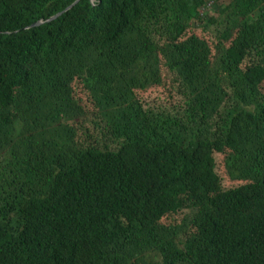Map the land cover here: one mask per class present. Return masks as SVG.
<instances>
[{"label":"trees","instance_id":"trees-1","mask_svg":"<svg viewBox=\"0 0 264 264\" xmlns=\"http://www.w3.org/2000/svg\"><path fill=\"white\" fill-rule=\"evenodd\" d=\"M73 1L0 0V264H264V0Z\"/></svg>","mask_w":264,"mask_h":264},{"label":"rangeland","instance_id":"rangeland-1","mask_svg":"<svg viewBox=\"0 0 264 264\" xmlns=\"http://www.w3.org/2000/svg\"><path fill=\"white\" fill-rule=\"evenodd\" d=\"M197 26L201 25V22H198L196 24ZM199 28V27H198ZM196 33L198 34V37L205 41L207 46L210 47V49H213L214 47V42L211 40L210 36L208 33H203L200 32L199 30L196 31ZM162 75H166V72L164 70V68H162ZM72 80V87L73 90H70V95H71V99L73 104L76 106L78 112H80L81 116L84 114H86L88 112V101L86 99L85 93L82 90V86L81 83L79 82V80ZM168 94V87H165L164 84L160 85V86H152L150 85L149 87H147L145 90H139L138 91V95L144 99H153L156 97H164ZM77 99L79 101H77ZM152 101H156V100H152ZM158 101V100H157ZM82 116V117H83ZM216 160H217V170L219 172V175L222 178L223 184L226 188H232L235 186H238L240 184H243V181L237 180L235 178H232L228 172V168L226 166V156L225 154H216ZM172 218L168 217L166 219L163 220L162 225L165 227L167 225H169L172 222Z\"/></svg>","mask_w":264,"mask_h":264},{"label":"water","instance_id":"water-1","mask_svg":"<svg viewBox=\"0 0 264 264\" xmlns=\"http://www.w3.org/2000/svg\"><path fill=\"white\" fill-rule=\"evenodd\" d=\"M77 2H78V0H74L71 4L66 6L62 11H59V12L55 13L54 15L46 18L45 20H42V19L37 20V21L33 22L31 25H29L27 27L36 26V25H39V24H42L44 22L52 20V19L56 18L58 15H60L62 12H64V11L68 10L69 8H71Z\"/></svg>","mask_w":264,"mask_h":264}]
</instances>
